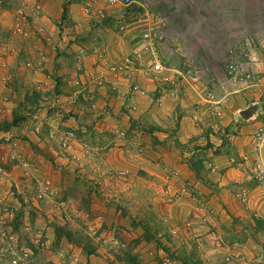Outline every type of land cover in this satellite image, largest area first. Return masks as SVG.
Returning <instances> with one entry per match:
<instances>
[{
	"label": "rangeland",
	"instance_id": "rangeland-1",
	"mask_svg": "<svg viewBox=\"0 0 264 264\" xmlns=\"http://www.w3.org/2000/svg\"><path fill=\"white\" fill-rule=\"evenodd\" d=\"M68 4L79 8L78 25L100 29L99 41L110 36L114 43L118 39L123 42L125 35H134L135 30L130 28H142L147 23L144 18L148 17L143 32L134 35L138 42L136 52L116 57L112 63L128 55H136L143 69L151 63L148 51H143L148 42L144 34L152 27L151 34L158 35L154 38L156 52L165 66L174 68L178 61L176 68H190L191 80L205 79L201 87L208 82L205 97H199L201 102L192 106L197 115L194 126L201 129L197 135H203L209 123L225 121L222 104L226 102V88H242V93L232 95L235 113L229 114L227 126L207 129L217 134L220 144L213 146V154L228 155L234 159L232 164L243 163L249 176L244 185L250 189L258 186L264 191V0H132L127 6L107 0H0V182L10 180L11 170L19 173H15L14 181H9L8 192L0 194V204L8 202L11 206L1 205L0 209V220L5 221L0 226V264H9L11 255L4 251L8 247L17 256L28 253V260L24 257L26 264H79L80 254L92 252L107 264H134L136 256L131 250L139 236L151 239L159 235V239H168L183 235L188 226V203L199 205L203 201L190 178L182 179L181 170L176 167L174 161L183 158V152L179 149L178 157L174 154L172 160L171 148L158 144L157 136L151 134L152 122L130 126L129 137L135 138L137 133L142 141L132 144L125 162L112 167L95 157L89 143L96 135L88 127L78 130L82 144L73 147L76 130L73 125L65 127V120L85 124L97 107H107V101L98 102L96 97L86 100L70 88L72 92L65 97L66 107L58 96V78L62 75L56 71L60 72L62 67L56 59L70 48V38L64 39L70 25L64 17L60 18ZM83 36L77 34L74 41L83 42ZM55 39L62 41V47L53 44ZM92 52L97 65L91 58L93 70L87 76L78 67L82 65L78 62L83 50L71 52L77 57L69 65L75 71L71 79L77 91L98 92L97 88L106 86V75L114 76L109 71L112 63L102 64L104 56L98 57L107 51L95 47ZM176 74L179 72L175 71L167 81L149 80L178 87L176 91L183 95L184 87ZM67 75L68 81L70 73ZM141 90L143 94L137 95L146 96ZM251 104L258 108L248 119L260 125L248 134L259 139V147L246 150L244 157L235 143L241 136L237 127L241 117L236 110ZM15 119L17 123L10 124ZM162 157L166 162L161 161ZM203 158L192 159V165L201 163ZM200 165L193 168L197 173ZM240 185L243 182L234 187ZM239 191V195L234 193L238 197L233 196L244 205L246 197L241 196L245 191ZM168 204L176 205L168 208ZM248 219L247 228L253 225L259 236L245 237L241 242L244 252L237 262L264 264V227L260 229L263 225L258 223L259 216L250 215ZM212 230L218 232L216 227ZM1 232H11L13 239L2 237ZM169 242L175 246L179 243ZM171 245L161 247L168 256ZM188 245L186 248L190 249V242ZM195 258L182 257L184 264H197Z\"/></svg>",
	"mask_w": 264,
	"mask_h": 264
},
{
	"label": "crops",
	"instance_id": "crops-1",
	"mask_svg": "<svg viewBox=\"0 0 264 264\" xmlns=\"http://www.w3.org/2000/svg\"><path fill=\"white\" fill-rule=\"evenodd\" d=\"M78 12L79 8L73 4L66 5V15L63 20L68 22V25H72L71 27H73V30L72 28L70 29V26L66 28L64 39L68 37L72 40L68 42L70 48H66L64 51L63 49H59V52L63 51V53L57 56L56 59L62 67L60 72L56 71L57 75H62L61 78H58V87L60 90L58 96L62 99L63 106L68 105L65 101V97L70 95L69 93L72 91L69 92V90L72 88L73 94L78 93V97L81 96L86 100H91L96 97L98 102L102 100L107 101V107L104 109L97 107L99 110L96 109L89 116L85 124H82L83 122L71 123V121L65 120L63 123L65 127L71 128L73 125V129L75 128L74 130H76L72 141L73 147L75 148L82 144V139L80 138L78 130H84L88 127V130H91L94 135H96V138L89 143L93 145L92 149H94L95 157H98L99 160L108 163L109 166L112 167L117 163L121 164L125 162L130 157L132 144H140L142 141V138H139L137 133L134 135L136 136L135 138L129 137L127 130L130 126H133V124L137 125L138 122H145L147 124L148 122H152L150 124L154 127L151 134L157 136L158 144L171 148V154L169 153V156L172 160H174V154L178 157L177 154L179 153V149L183 152L182 156L184 157L179 159L181 161H174L177 163L176 167L181 170V178H190V182L195 187L194 190L197 191L198 194H202L203 197V201L200 202L199 205L188 203L187 213L189 214L185 219V225L188 224L189 227L187 226V231H184L183 235H176L177 238L171 236L168 239H165L164 236L159 239V235H154L151 239H144L142 236H139V239L136 241L137 244H135L132 250L130 249L133 252L132 254L136 256L134 264H184V259H182V257L185 256H195L197 264H240L237 260L241 252H244V246L241 245V242L244 241L245 237H250L251 235L259 236L256 234L259 233V230L253 227V225H250V229L247 228L249 216H259L260 220L258 223L263 225L260 229L264 227V191H261V187L258 186L250 189V187L248 188L247 185H244L248 183L246 182V178L249 176H247V173L243 169L245 168L243 163L232 164L234 159L229 158L228 155L221 156V154H213L212 150L215 148L213 146L219 147L220 144L217 143V134L207 128L216 126L220 129L222 124H224L223 126H227L229 123L227 119L230 118L231 120L229 114L235 113V111L232 112V95L242 93V88L234 90L226 88V102L222 104L224 109L222 115H225V119L223 117L225 121L219 124L209 123L206 125V134L204 133L203 135H197L201 129L199 128L197 130L194 126L193 120H195L197 115L192 106L201 102L199 97H205V93L208 92V84H206L208 82L201 87L205 79H203V81L200 80L201 82L199 80L194 82L190 79V68H176L178 66V61L174 63V68L171 67V69L179 72V75L176 74V76L181 87H184V96L178 94L176 91L178 87L168 84L162 85L159 83H152L149 78L143 74V67L136 63H133V67L130 68L129 72L126 71L123 75H106V86L97 88L96 90L98 92L90 89H80V91H77V88L75 90L73 87L71 79L75 71L73 72V69L69 67V65L75 62V58L77 59V57L71 55V52L83 50V55H80L81 59L78 62V64L82 65L78 67L83 71V76H87L89 73L91 74L93 70V61L91 58L96 60L93 52L91 53L95 47L103 48V50L107 51L106 53H100L98 55V57L101 55L104 56V59L100 60L102 64H106L107 62L112 63L116 57L125 56V54H133L138 48V42L134 39V35L136 32H138V34L140 32L142 33V30H144L142 29L143 26L148 23L147 17L143 20L147 23H145L142 28L140 26L130 28V30H135L133 31L134 35H125V40L123 42L122 39H118V41L114 43L110 36L108 39L99 41L98 31L100 29H94L93 26L83 28L78 25L80 21V14ZM37 17L39 18L40 16L38 15ZM74 22L77 24L75 25ZM151 29L153 30L152 27L148 28L150 31ZM77 34L87 35V37H81L83 42L80 43L79 40L74 41ZM61 43V40L57 41V39H55L53 41V44L59 47H62ZM123 43L124 46L121 45ZM88 49L89 51H86ZM132 51L133 53H131ZM73 59L74 61H72ZM94 62L97 65V60ZM81 66H83L84 69H81ZM67 73H70L68 81L66 79L68 76ZM196 77L199 78V74H197ZM132 80H134L139 87L144 89L145 93H147L146 96L143 97L137 95V92H130L129 86ZM190 85L192 86V92L190 90ZM79 101L80 100H78V103L80 104ZM246 106L249 105H244L243 107L246 108ZM199 107L201 106L199 105ZM240 110L242 109L238 108L236 112L239 114ZM43 114L49 117L45 112H43ZM130 118L135 121L130 122L128 120ZM240 120L241 122L237 127H240L239 134L241 136L236 138L235 143L237 142L236 146L237 148L239 147L238 151L240 155L246 157V155H244L246 150L252 151L255 150L256 146L259 147V139L253 138L252 135L249 136L248 133L253 132V130L256 131L260 124L258 122H252V119L244 120L241 118ZM3 133L5 132L3 131ZM197 145L202 147L192 148V146ZM208 145H212V147ZM203 156L204 158L201 163L199 161L196 163L202 164L200 165V172L197 173L193 169L196 167V164L192 165V159L196 160ZM162 160H164L163 157L161 158V161ZM153 165L157 166L156 164ZM197 167H199V165ZM44 168L46 169V167ZM148 169L150 168L148 167ZM153 170L155 169L153 168ZM12 171L13 170L10 172V180L14 181V178L16 179L15 173L17 175L19 173H17V170L15 173V170ZM42 171L43 170H41V172ZM10 180L0 182V194L3 193L5 195V193L8 192L9 189H7V187H9ZM240 182H243V186L234 187L235 183L240 184ZM240 189L245 191L243 196H241L243 198L246 197L244 205L234 198L236 193L239 195ZM196 194L197 193L194 195ZM1 205L7 208L10 206L8 202H6L5 204H0V209L2 208ZM175 205L176 204H168V208H173ZM162 219L166 220L167 218ZM11 220L12 219H10V222H13V220ZM7 222L8 221H6V224H9ZM3 224H5V221L0 220V226ZM190 226L193 229L192 234H190ZM214 227L217 228V233L214 232L216 229L214 231L212 230ZM46 229L49 230L48 228ZM47 235L49 236V232H47ZM170 240L179 243L177 246L174 244L173 246L170 244ZM183 242H186V246L190 242V249H188L189 245L188 248L183 246ZM194 242L197 245H195ZM133 243H135V241ZM170 245L171 247L168 250L170 256H168L167 252L161 247L163 246L166 248ZM177 247H180V249L178 250ZM80 255L81 264H107L98 259L96 255H93V252ZM165 260H167V262H165Z\"/></svg>",
	"mask_w": 264,
	"mask_h": 264
},
{
	"label": "built area",
	"instance_id": "built-area-1",
	"mask_svg": "<svg viewBox=\"0 0 264 264\" xmlns=\"http://www.w3.org/2000/svg\"><path fill=\"white\" fill-rule=\"evenodd\" d=\"M109 2H120L122 4H124L125 6L129 5L132 0H107ZM156 32H154L153 34H151V32L149 33H145L144 34V39L147 38L146 41V45L145 46V42H144V48L145 50L143 51V53H149L150 58H151V63H149L148 65H145V68L143 69V74L149 78L150 80H154L156 79V81L159 80H163V81H167L170 80L169 77L170 76H174L175 75V71H173L170 67L165 66L162 62L161 59L158 55V53L156 52V46L155 43L156 41H154V38H158V35L155 34ZM143 39V40H144ZM147 50V51H146ZM136 56V55H135ZM135 56H126V57H121L119 58L116 62L112 63L109 67V71L114 75V76H120L123 75V73H125L126 71L129 72L130 68L133 67V63H136L135 60H137L138 63L136 64H140V60L139 58H136ZM141 66L143 67L144 65L141 64ZM130 92L134 93L137 92L139 94H143V91L141 90V88L134 82V80H132L130 86H129ZM1 236L6 238V239H13V234L11 232H1ZM5 252L10 253V257H9V264H26L27 261L25 260L24 257H26V259L28 260V253L24 254V257L21 256H17L14 252V250L11 247H8L6 249H4ZM264 263V260H263Z\"/></svg>",
	"mask_w": 264,
	"mask_h": 264
},
{
	"label": "water",
	"instance_id": "water-1",
	"mask_svg": "<svg viewBox=\"0 0 264 264\" xmlns=\"http://www.w3.org/2000/svg\"><path fill=\"white\" fill-rule=\"evenodd\" d=\"M257 108H258V106L256 104H251V105L247 106L246 108L240 110L239 116L242 119L246 120L255 114Z\"/></svg>",
	"mask_w": 264,
	"mask_h": 264
},
{
	"label": "trees",
	"instance_id": "trees-1",
	"mask_svg": "<svg viewBox=\"0 0 264 264\" xmlns=\"http://www.w3.org/2000/svg\"><path fill=\"white\" fill-rule=\"evenodd\" d=\"M65 11H66V7L64 6L62 9L61 19H63V17L65 16ZM16 119H15V121H12V123H10V124H12V125L16 124L17 123ZM5 129H7V128H5Z\"/></svg>",
	"mask_w": 264,
	"mask_h": 264
}]
</instances>
